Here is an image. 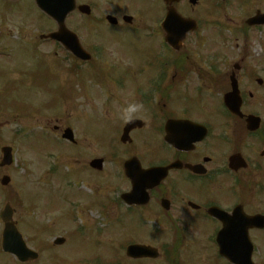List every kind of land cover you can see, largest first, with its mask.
I'll use <instances>...</instances> for the list:
<instances>
[{"label": "flooded vegetation", "instance_id": "1", "mask_svg": "<svg viewBox=\"0 0 264 264\" xmlns=\"http://www.w3.org/2000/svg\"><path fill=\"white\" fill-rule=\"evenodd\" d=\"M1 1L10 6L23 0ZM27 1L36 8L35 0ZM74 2L77 9L72 14L76 19L72 26L91 56L139 54L169 58L160 64L121 66L122 73L115 71L111 78L128 88L127 101L148 109L147 114L138 112L128 120L142 121L131 135L144 137L143 141L154 140L158 144L152 151L156 160L167 161L165 167L178 166L150 192L147 206L129 208L138 217H151L160 223L161 230L179 239L162 242L169 245L162 251L163 258L168 255L178 262L177 254L184 249L178 245H186L198 252L199 264H264V65L245 64L242 59L236 68L218 65L215 74L210 75L194 65L178 64L188 49L176 52L166 43L176 24L173 20L165 24L174 12L191 20L197 30L187 38L197 40L199 46L211 33V21L225 20L226 10L242 9L246 16L264 14V0ZM84 7L86 11L80 10ZM249 28L264 30V26ZM26 36L22 38L24 43L29 42V34ZM7 40L0 34L1 43ZM1 51L11 55L15 49L7 45ZM231 78L242 100L239 115L229 112L223 103L231 91ZM169 121L192 123L189 147L163 144ZM71 244L49 247V256L42 257L41 264H79L88 259L87 253L78 254L79 245Z\"/></svg>", "mask_w": 264, "mask_h": 264}, {"label": "rangeland", "instance_id": "2", "mask_svg": "<svg viewBox=\"0 0 264 264\" xmlns=\"http://www.w3.org/2000/svg\"><path fill=\"white\" fill-rule=\"evenodd\" d=\"M20 5L21 6H18L19 8L11 9L7 20L1 21L0 19V27L1 22H3V26H6L11 30H15V32L12 30L13 34L18 33V27L22 28L20 30L21 33L23 32L22 34H26V32H29V34L36 33L38 35L43 33L46 34L48 29L41 30L37 27L33 29L27 24V21L30 23H37L41 21V17L34 11V8L27 2H23ZM2 11H4V9ZM228 12H230V10H228ZM2 15L3 13H0V18ZM246 17L247 16H244L242 19L237 16V13H228V20L231 22H242L247 19ZM70 20L69 24L75 22L74 20ZM220 24H226L225 26L222 25L220 30V32L223 31V35H218L211 39L208 35L204 39V45L199 56L195 54V56L193 55L194 66L196 69H200L201 71L205 70L206 66H209V61H212L215 56H220L222 63H224L223 61H226L227 66L235 65L239 61L240 55L244 53L252 54L256 57V59H258L259 56L260 59L263 58L264 50L256 52L255 49H257V42H264V36H253V34L258 32L247 30L250 35V40L247 42L248 51L244 52L243 50H245L246 41H244L243 36H241V25H235L234 23L228 24L227 20L222 21ZM237 29L241 30L237 31ZM22 34L18 35H21L20 37L23 38ZM190 42L194 41L191 40ZM20 45V43H15L13 48L16 49ZM195 48L196 45H193L190 49L193 50ZM23 49L24 52H14L13 58L10 60V67L24 70L28 73V77L29 74H31V77H33L34 80L39 77L47 80V71H43L42 65L36 62L32 51L25 47H23ZM69 56L70 55L68 54L61 55V61L64 62V69L67 78L66 85L64 88H62V96H65L64 103L62 105L58 99L59 83H53L52 80L48 81L42 87L39 84H35L33 80V82L26 87L9 90V88L6 87V82L9 80V77L6 75V66L3 62H0V104L3 107V110L17 104V106L21 108L19 112L23 115V118L32 121L38 113L35 109L37 106L35 101L43 99H40V92L44 90L46 93V99L50 103L51 111L61 113H52L49 118H42L35 124L41 126L44 131L48 132L47 135L50 134L53 137H58V135H60L53 131L55 126H59L60 128L62 126L63 128H71L75 134L76 141H78L80 146L84 148L82 150L84 154V162L89 160V155L92 152L97 157L103 158L107 161L106 169L108 172H110V175L115 176V178H120L121 175L123 176L122 164L125 160L124 157L126 154L131 152L124 148L118 149L116 147H114L113 152H111V150L107 147L106 142H108L109 145L110 140L116 137V130L119 129V126L122 123V111L118 103H123L125 101L123 93L124 89H114L116 92L114 98L108 96V94L110 96L113 95V88L109 86L110 83H107L110 72L109 68H105L103 72L100 73H98V71H90L87 75L88 77L83 76L75 83L77 79V73L80 75L85 74L87 70L86 68L88 66L86 64L74 61V59ZM146 57L147 56H141L139 54H130L126 55L125 57L104 56L97 57L94 63L100 61L102 64L112 67L115 61V63H121L122 61L123 63H127L125 59L127 58L129 62L134 64H146ZM5 58L8 59L7 57ZM152 59H155V57L153 56ZM212 62L215 63L214 61ZM30 68H34L33 71H29ZM69 70H73L75 74L70 73ZM89 77H93L97 81L102 82L101 86L99 82H94L95 80L92 81V79ZM55 102H57V104H54ZM109 107L114 108L119 112L118 117H110V121L105 122L111 127L114 126V134L113 128H110L109 130L104 128V130L100 133H93L96 129V126L92 123H89L87 127V131L92 133L95 141L99 143L97 144L93 139L83 135V132L81 131L83 125L81 124L78 128V121L80 118H83L82 115L86 117L85 119H92L93 117H89V115L93 114L92 112L95 111V114L110 113L112 110H110ZM139 113L147 114L148 109L143 107ZM21 114H18L17 117H20ZM101 117L106 120V117ZM23 118L17 120L14 117L6 116L2 119V124L4 127H2V130H0V148L12 147L14 149L15 163L10 168H0V182L5 176L11 178V185H9L10 187L3 189V193L0 192V215L4 210L5 205L8 203V198H17L23 203V208H29L31 202L30 199L33 194V188L34 190L37 188L35 187V182L38 181L42 175L40 169L42 168L41 166L43 164V160L46 162L43 168L46 173L47 168L50 166L53 167L56 164L64 163L65 160L60 157V154H63L64 152L69 156L66 163L70 166L66 167V164H62L60 167V165H57L58 175L54 177V182L56 184L60 183L57 181V177H59V175H61L63 172L71 171L73 173L68 176V182L63 181L57 186H55V183L53 182L47 183L44 187L42 198L39 196L37 200L38 204L42 203V199L47 203V206L44 208L45 210H51V216H53V219L51 216L46 218V214H50V212L40 209L35 212L34 216H31L34 221L37 219V221L43 222L45 219V222L49 223L50 225L49 229L51 232L49 235H44L41 232L42 228H34L30 231V234L27 238L28 242H34L33 236H36L38 239L43 237L45 241L50 242L56 238H63V234L66 232L73 235L69 237L70 243H72L71 247L76 246L77 244L83 246L84 250H87L86 253L92 251V253L90 252V255L92 257V261L95 264H105L107 263L108 258L113 259L114 261L119 260L120 262L124 263L126 261L125 254L123 253L125 246L129 242H135L140 245L142 243H146L145 240L149 239L150 231L142 230L139 227H133L128 231H125L123 226H120L116 222L104 224V219H109V208L112 206H109V203L113 200L114 202L117 201V192L120 190L117 188L118 191L116 190L115 194H110L111 191L105 189V185H102L99 188L98 183L96 185V183L93 182L94 185H89L80 182L83 181V178L78 176L81 174V169L77 167V150L70 149L71 145L65 141H62L61 135L59 138H57V140L62 141L63 145L59 144V146L51 142L49 138L45 136V134H42V129H33L32 131H29L28 134H34L36 135L35 137L23 139V141V136L22 138L20 136L16 139L14 137L16 132H20L21 134L24 132L22 127H25L26 120H23ZM58 120L61 121L60 124H56L59 122ZM100 123L103 122H98V124ZM47 127L48 129L46 130L45 128ZM78 129L80 130L78 131ZM104 141L105 146L102 145ZM112 144H114V142ZM34 148L38 152V155L36 151H33ZM48 151H53L51 152L53 157L44 158V152ZM114 156L115 158H113ZM1 157L0 149V162ZM112 161H114V163H112ZM117 169H119V171H116ZM114 171L116 172L114 173ZM98 179H100V177H98ZM97 188H99V190H97ZM74 204L77 208L73 210L74 206L72 205ZM96 204L99 209L107 206L108 210L105 211V214L103 213L104 219L101 211L95 210L97 207L92 208ZM23 208H19L20 217H22V215H26L23 212ZM115 209L116 205H114V209L110 210V213L113 214ZM71 210H73V212ZM75 217L78 218L76 222ZM0 231H2L1 221ZM101 232L102 236L100 237L98 235H100ZM21 233L26 236L24 234V230H21ZM197 260L198 252L193 248H188L187 252L183 256V260L179 261V264H199ZM12 261V259L7 258L0 251V264H13Z\"/></svg>", "mask_w": 264, "mask_h": 264}, {"label": "clouds", "instance_id": "3", "mask_svg": "<svg viewBox=\"0 0 264 264\" xmlns=\"http://www.w3.org/2000/svg\"><path fill=\"white\" fill-rule=\"evenodd\" d=\"M143 108V105L140 103H131L122 111V118L124 120H131L133 115L138 113Z\"/></svg>", "mask_w": 264, "mask_h": 264}, {"label": "water", "instance_id": "4", "mask_svg": "<svg viewBox=\"0 0 264 264\" xmlns=\"http://www.w3.org/2000/svg\"><path fill=\"white\" fill-rule=\"evenodd\" d=\"M47 11H48V13H52V8L51 7L47 8ZM53 15L55 16V14H53ZM6 236H7L9 249L12 250V251H15L16 253H18V255L20 257H23L22 246L20 244H15V245H11L10 244V241H15L17 237L14 234L9 233L8 231H7Z\"/></svg>", "mask_w": 264, "mask_h": 264}]
</instances>
